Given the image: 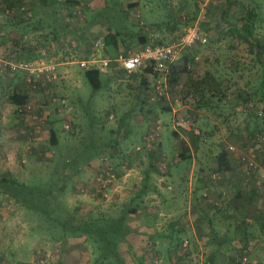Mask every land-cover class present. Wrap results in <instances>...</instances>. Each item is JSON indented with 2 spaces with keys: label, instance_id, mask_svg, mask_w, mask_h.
Masks as SVG:
<instances>
[{
  "label": "rangeland",
  "instance_id": "obj_1",
  "mask_svg": "<svg viewBox=\"0 0 264 264\" xmlns=\"http://www.w3.org/2000/svg\"><path fill=\"white\" fill-rule=\"evenodd\" d=\"M30 1L37 0L21 1L20 12L13 14L15 22H8L6 26L2 25L4 21L0 22V63L52 60L57 64V80L51 87L40 86L31 91L32 109L25 119L18 115L17 108L11 110L10 107L9 113L14 111L19 126L7 132L6 142L0 147L8 151V160H4L0 151V175L10 173L19 182L41 189L53 186L47 206L53 218L48 220L0 194V264H94L96 256L81 236L84 225L100 216L117 217L126 206H132L134 186L148 169L150 173L141 188L145 191L142 197L145 210H141L145 227L149 229L152 224L156 231H166L168 223L184 216L188 229L184 233L187 248L176 250L175 256L162 260V264H204L208 259L214 234L209 235L204 228L199 234L191 222L203 193H208L206 203L210 208L227 209L224 205L229 201L232 208L244 205L250 216L264 221V102L245 101L253 95L257 78L263 71L264 49L257 55L256 45L249 43L248 37L233 36V28L221 29L215 24L217 20L212 21L223 0H76L79 4L74 7L66 3L71 0L34 6ZM238 1L258 12L255 39L264 45V0ZM131 3L138 6L127 8ZM240 12V7L234 6L229 16L233 19V15ZM113 27L123 32L128 49L141 47L143 36L147 40L145 44L176 43L192 29L204 33L207 42L181 52L175 65L182 67L187 63V72L179 74L175 88L170 86L168 76L163 79L137 73L129 78L120 76L119 82L113 79L106 90L94 93L77 62L88 58L94 33L103 35L112 32ZM17 74L20 75L17 81H26L24 72ZM11 75L0 70V100L7 91L8 97L19 88L15 86L18 83L9 80ZM206 80L217 90L206 94L207 97L214 95L210 98L211 105L196 110L199 96L195 94V83ZM4 85H8L7 91ZM156 85L160 86V94ZM138 89L146 105L142 113L134 103ZM49 91L60 103L50 100ZM110 106H114L117 113H113V119L107 117ZM130 109L133 112L117 131L119 113ZM255 112H260L261 119L255 117ZM196 113L199 116L193 129L198 134L201 130L203 136L193 143L183 132L192 130L191 124L178 126L175 123L183 117L191 121ZM140 120L139 126L136 123ZM155 120L162 127L158 144L152 147L145 142L144 147L159 149L157 157L151 158L147 149L138 152L142 145L134 147L131 142L137 135V140L140 135H147ZM51 122L59 139L55 147L49 144ZM65 123L68 129L63 128ZM41 130L42 138L36 145L25 143L23 134L31 132L30 137L33 135L35 139ZM127 130L130 136L126 141L122 136ZM34 131L39 132L34 134ZM180 141L184 142L186 152L179 164L176 161ZM108 144L114 145L115 150ZM133 148L139 155L133 156ZM221 153L226 154L228 165V170L223 172L218 171ZM94 155L99 157L95 167L84 168L85 164L76 171V160L85 157L94 160ZM63 160L72 163L70 168H64ZM117 165L132 170L123 173ZM109 170L114 174V181L104 196L96 191V180ZM60 188H65V194L54 196ZM138 190L135 189L136 194ZM236 191L241 194L238 201L234 200ZM224 212L216 217H223ZM59 222L81 226L80 231L78 228L66 236ZM251 232L259 238L250 242L248 255L242 253L244 256L239 257L236 251L233 253V249L242 244L236 241L224 246L210 264H264V228L257 225ZM235 235L240 238V231ZM142 245V249L150 247L147 240ZM138 253L134 251V255ZM133 262L139 264L138 260ZM143 264L151 263L147 260Z\"/></svg>",
  "mask_w": 264,
  "mask_h": 264
},
{
  "label": "trees",
  "instance_id": "obj_2",
  "mask_svg": "<svg viewBox=\"0 0 264 264\" xmlns=\"http://www.w3.org/2000/svg\"><path fill=\"white\" fill-rule=\"evenodd\" d=\"M22 0H1L0 1V13L1 18L0 22H2V25L6 26L9 22H15V19H13V14L20 12V3ZM50 2V5L58 4L57 0H37L30 3L34 6L37 3L40 5H45ZM69 5H78V1L71 0L66 2ZM138 6V3H131L127 5V8H135ZM236 6L240 7L242 12H240L239 15L234 14L233 19L230 15L231 9ZM74 7V6H73ZM219 13L213 16L212 21L214 22L217 20V23H215L218 27H221L223 29L224 27L227 28H233V36H237L238 38H246L250 40L249 43H254L256 45V48L258 51H256L257 55H260V52H263L264 45L261 41H257L255 39V30L258 25L259 14L258 12L254 11V9H247L243 4H241L238 0H223V3H221L218 7ZM8 10V13L6 12ZM126 15V14H125ZM23 20L20 19V22ZM6 28V27H5ZM4 29V27H3ZM123 32L117 28L113 27V31H109L108 33H104L101 35L100 33H94L92 40L97 37H102L106 46L110 49V52L113 56H116L118 53L125 52L128 49V47H125L124 41H123ZM145 42H147L146 38L143 36V38H140V43H142L141 46L145 45ZM193 48V47H192ZM191 48V49H192ZM92 50V42L91 47L89 50V54ZM122 50V51H121ZM190 50V49H189ZM116 52V53H115ZM31 60V59H29ZM26 61V60H25ZM264 66V63H262ZM187 63H184L182 67H179L177 65H172L170 72L168 74L169 78V84L171 87L175 88L179 84V74L180 73H186L187 72ZM110 70L114 71L115 80L119 82L120 76L125 77L124 70L122 68H118L116 65H112L111 69H109L107 72H101L98 69H89V70H83L84 77L87 80L92 92H102L108 88V84L110 83L109 78H106L103 76V74L108 73ZM142 74L141 76H157L155 73L152 72L151 69H144L140 72ZM121 80V79H120ZM123 80V79H122ZM121 80V81H122ZM258 84L255 86V91L253 95L248 96V98L245 100L247 101H253V100H259L260 102H264V68L261 72L260 77L257 78ZM113 81V79L111 80ZM204 82H206L204 84ZM208 81H202L200 83H195V94L199 96V99L197 100V106L196 110L201 108H206L209 105H211V97H214V95H211V97H207L206 94L212 93L216 91V86H212L211 84L207 83ZM202 85L206 86V88L202 87ZM131 86V83H130ZM201 86V88H200ZM138 95L137 99L134 101V103H137L136 108L138 109L139 113L144 112V109L146 108L145 102L142 99V95H140L141 91L137 90ZM137 94V93H136ZM247 97V96H246ZM9 102L15 106V108L21 107L25 105L26 103H30L28 100L27 95L23 91H13L9 97ZM138 101V102H137ZM114 106L108 107V113L107 117L109 119H113L117 113H115ZM167 109V108H166ZM165 109V110H166ZM131 110V109H130ZM127 111L124 113H119L118 115L119 121H118V127L117 131L121 129L122 124H124V120L128 117H130V113L133 112ZM115 115H114V114ZM260 112H255V117L257 119H261ZM198 113L194 114V118L191 119V121L188 118H184L187 121L190 122L192 130L186 131L189 134H187L185 131H183L186 136L189 138V140L193 143H196L198 140L201 139L203 136L201 130L199 134H195L193 128H195V122L198 120ZM156 121V120H155ZM150 127L154 125V122ZM50 125V139L49 144L53 147L57 146L59 144L58 134L57 130L54 127V123H49ZM149 127V128H150ZM151 134V131H148L147 135H144V141L141 144L142 147L138 148V152L143 151L145 147V142H148L150 146L156 145L155 143H151L149 139V135ZM126 136H130V131H126L123 134V138L126 139ZM175 138L178 137L176 133H174ZM110 145V144H108ZM140 145V146H141ZM147 145V144H146ZM111 150H115L114 145H110ZM139 146V147H140ZM184 142L180 141L178 144V148H180L178 161L176 162H182L184 160V154L186 152L184 147ZM136 147V146H134ZM117 149V148H116ZM137 149V148H136ZM150 149V148H149ZM148 156L151 158H156L158 155V148L149 150ZM135 149H132V152H136ZM154 155V157H153ZM95 159H99L98 155H94ZM127 157H130L127 155ZM160 158V157H159ZM93 159L91 157L90 159H81L79 161L76 160V171H80L79 167L85 165V167L89 166V162ZM101 159V158H100ZM164 159V158H163ZM162 161V160H160ZM164 161V160H163ZM64 163V168H67L72 165L70 162H66V160L61 161ZM218 171L223 172L225 169L228 170V165L226 161V154L221 153V156H219L218 160ZM161 163V162H160ZM124 164V163H123ZM175 164V162H174ZM122 166V165H121ZM126 166V165H125ZM70 168V167H69ZM113 168H115L113 166ZM118 170L121 172L126 171L127 167L120 168L119 165H117ZM160 168V167H159ZM163 168H167L163 167ZM150 169L146 170V177L147 174L150 173ZM153 170V169H152ZM116 172V171H115ZM152 172V171H151ZM153 172H157V170H153ZM58 181H61V179H58ZM115 184V182H114ZM66 186V185H65ZM112 186V185H111ZM53 186H49L47 189H41L37 186L26 184L23 182H19L15 176H13L10 173H6L3 175H0V194L8 197L11 199L15 204H19L22 207L33 211L38 214H42L44 217L46 216L47 219H52L51 216L52 210H47V206L50 201V193L52 192ZM47 192V194H46ZM65 188L57 189L54 193V196L64 195L65 194ZM145 191H139L131 200L130 205L132 206H126L128 208H124L121 210L120 215L117 217H109L107 216H100L95 221L91 223H86L84 225V229L82 230L81 236L84 238V242H88L92 248V253L96 256L94 259V264H136L133 262L134 260H138L139 264H143L144 261H149L151 264H162V260L171 259L173 256H175V251L182 248H187V243L185 240L184 233L188 230L186 229V219L184 216L180 217L176 221H172L168 223L169 229L166 231L158 232L156 230H151L150 228H141L138 227L137 219L139 218L140 210L143 211V201L142 197L144 196ZM53 194V193H51ZM240 192H237L234 194V200L238 201L241 198ZM141 199L140 202H138L137 199ZM208 193H203L199 199V202H197V214H194L193 220L191 222L192 226L196 227L195 229L200 234V229L204 228L206 232L208 231V234H214V237L210 239V249H209V256L208 259L204 264H210L213 259L216 258V256L221 253V250L224 246L230 245L236 241L241 242L239 248H236L234 251L237 252L241 256L242 253L248 255L247 253L248 247L250 248V242L255 241L259 238L257 234L252 233L255 230L256 226L259 225L261 228H264V221L255 219V215L252 217L250 214H248L247 207L244 205H241L239 208H232L231 205L228 203L224 205L227 209H215V207L212 206V208L209 207L207 200H208ZM233 209V211L231 209ZM212 209V210H211ZM210 210L213 211V213L210 214ZM224 212V216L221 218H217V214H222ZM232 212V213H231ZM57 219V218H56ZM216 221V224L212 223ZM261 221V222H260ZM263 222V223H262ZM63 230H65L66 236L72 235V231L75 230L80 231L81 226H69V222L67 223H58ZM223 229L221 232V237H219V230ZM251 229V231H250ZM71 231V232H70ZM146 231H149L148 233ZM240 231V238L236 237V233ZM77 233V232H76ZM232 234L231 237H229V234ZM154 234H156L154 236ZM186 234V233H185ZM203 234V233H202ZM208 235L207 233H204ZM78 235V234H77ZM140 236H145L147 239V244L150 245V247H145V249L141 248L142 244H136L135 239L140 238ZM150 239H149V238ZM154 237L162 242L165 241L166 244L163 245V243L155 244L152 242L154 240ZM184 242L186 244H184ZM142 243V242H141ZM143 246V245H142ZM235 246V244H233ZM235 248V247H234ZM123 250H126V252H123ZM138 250L139 253L134 255V251ZM98 254V255H97ZM245 255V256H246ZM143 259V262L141 261ZM160 261H159V260ZM244 259V258H243ZM235 260L233 259V262Z\"/></svg>",
  "mask_w": 264,
  "mask_h": 264
},
{
  "label": "built area",
  "instance_id": "obj_3",
  "mask_svg": "<svg viewBox=\"0 0 264 264\" xmlns=\"http://www.w3.org/2000/svg\"><path fill=\"white\" fill-rule=\"evenodd\" d=\"M207 42V36L198 29L188 30L176 43L171 44H145L136 49H130L125 52L119 53L113 56L110 49L106 46L102 37H97L92 40V50L88 58L79 60L78 66L82 70L98 69L101 72H107L111 69L112 65H116L118 68L124 70L125 77L134 76L140 73L144 69H151L157 76L166 79L172 65L179 59L181 52L189 50L197 44H205ZM57 64L50 61L42 60H26L19 62H4L0 63V70L2 72H8L14 74L17 72H24L26 76V85L31 90H36L40 86L51 87L57 80ZM159 84V81H158ZM155 89L157 94H160V86L156 85ZM49 97L52 102H58L52 91H49ZM64 104V101H61ZM32 106L30 103L17 108V113L21 118L31 111ZM62 112V110H59ZM178 126H189V121L183 118H179L175 123ZM64 129H68L69 125L64 124ZM161 123L156 120L151 128L150 142L155 143L158 140L159 132L161 130ZM198 134V131H194ZM229 149L234 151V147L230 146ZM253 165V163H250ZM114 181V174L106 171L105 174L99 176L96 180V191L104 194Z\"/></svg>",
  "mask_w": 264,
  "mask_h": 264
},
{
  "label": "crops",
  "instance_id": "obj_4",
  "mask_svg": "<svg viewBox=\"0 0 264 264\" xmlns=\"http://www.w3.org/2000/svg\"><path fill=\"white\" fill-rule=\"evenodd\" d=\"M18 73V72H17ZM17 73H14L13 75H11L12 77H11V79H9L10 81H14V82H16V83H18L17 85H15V86H17V87H19V88H16L15 89V91H19V89L21 88L22 89V91L27 95V97H28V100L29 101H31L32 99H31V95H32V93H31V89L25 84V82H22L21 80L20 81H17V78H18V76L20 77V75L19 74H17ZM103 76L104 77H106V78H109V79H114L115 78V76H114V71L113 70H110L108 73H106V74H103ZM65 78H68L67 77V75L65 76ZM79 78H80V76H79ZM69 80V79H68ZM110 80V81H111ZM5 86V90L7 91V88H8V85H4ZM10 88V87H9ZM8 92V91H7ZM7 92L5 93V95H1V100H0V147H2V146H4V143L6 142L5 141V136H7V132L8 131H10V130H12V129H14V128H16V126H19V124L17 123V121H16V116H15V113H14V111H12V113L10 114L9 113V111H10V107H11V110H13L14 109V105L13 104H11L10 102H9V97L10 96H8L7 97ZM13 92V91H12ZM138 95V94H137ZM34 101V100H33ZM13 108V109H12ZM9 113V114H8ZM136 124H138L139 126L142 124V122H141V120L140 121H137V123ZM39 131H34V134L35 133H38ZM41 132H42V130L38 133V134H36L35 136V139H34V136L32 135L31 137H30V135H31V132H29L27 135H25V134H23L24 136H22L23 138H25V143H26V141H27V143L28 142H32L31 144L32 145H36V143H38L39 141H40V139L42 138V135H40L41 134ZM138 134V133H137ZM140 135V134H139ZM10 137V136H9ZM137 137H138V135L136 136V137H133L132 139V144H131V146L133 145V146H139V145H141L142 143H143V141H144V136H141L140 135V139L139 140H137ZM123 138V137H122ZM10 139H11V137H10ZM14 139H16V138H14ZM127 139H129L127 136H126V141H127ZM30 140V141H29ZM0 151H2L3 153L2 154H4V160H8V157H7V153H8V151H3V150H1L0 149ZM133 156H137V155H139L138 153H135V152H133ZM132 156V155H131ZM94 163H96V159H94V160H91L90 162H89V166L88 167H85V168H90V167H92L93 168V166H94ZM95 167V166H94ZM96 170H97V167H96ZM126 170H132V168H130V167H128ZM94 172H95V170H94ZM123 173H125V171L123 172ZM130 174V173H129ZM129 174H127V175H129ZM143 179H140L139 178V181H135L136 182V184L137 185H135L134 186V193H132V195L131 196H135L136 195V193H135V189H139L138 191H137V193H139V191H142L141 190V188H143L144 187V185H142V183H143V181H145L147 178H145L146 177V174H145V171H144V173H143ZM150 193H152V192H150ZM128 195H129V192L127 193ZM131 196H129V198H131ZM154 196V195H153ZM128 200H130V199H128ZM129 202V201H128ZM140 202V201H139ZM166 204H168V202L166 203ZM143 205H145V203H143ZM155 208V207H154ZM141 209H143V210H145L144 208H141ZM187 209H189V207L187 208ZM155 210H156V208H155ZM137 224H138V227H141L142 229L143 228H146L145 227V225H146V223H145V221L143 220V217H142V215H141V210H140V213H139V218L137 219ZM150 229L151 230H156L154 227H153V225L151 224V226H150ZM156 234H154V236H155ZM149 238V237H148ZM151 238V237H150ZM149 238V239H150ZM145 240H147L146 238H145V236H140V238H138V239H135V243L136 244H142L141 242H143V241H145ZM152 242L153 243H155V244H160V243H163V245H165L166 244V242L165 241H163L162 240V242L161 241H159L158 239H156V237H154V240H152ZM144 243H146V242H144Z\"/></svg>",
  "mask_w": 264,
  "mask_h": 264
}]
</instances>
